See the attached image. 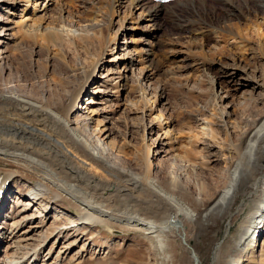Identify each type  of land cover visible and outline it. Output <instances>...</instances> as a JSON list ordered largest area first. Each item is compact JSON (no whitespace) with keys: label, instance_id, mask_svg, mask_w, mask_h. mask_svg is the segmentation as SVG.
Segmentation results:
<instances>
[{"label":"bare ground","instance_id":"obj_1","mask_svg":"<svg viewBox=\"0 0 264 264\" xmlns=\"http://www.w3.org/2000/svg\"><path fill=\"white\" fill-rule=\"evenodd\" d=\"M60 1L0 0V163L6 166L0 187L8 193L0 203V244L6 240L0 264H63L81 242V252L88 251L100 227L140 233L165 262L188 253V264H204L206 256L211 264H264V68L253 71L242 59L223 64L221 73L236 99L223 106L229 96L216 92L219 122L211 112L198 114V134L181 131L158 108L163 95H151L148 82L155 71H144L156 62L161 16L204 7L206 0H113V12H128L122 22L112 14L108 29L115 31L108 35L101 16L86 24L54 25L48 14ZM216 1L228 3L237 16L262 12L258 28L264 29V0H246L244 10L230 0ZM122 33L139 36L119 41ZM171 40L169 47L175 46ZM66 41L85 53L97 43L98 54L69 66L66 81L54 89L40 84L38 57L30 61L39 76L23 70L33 49L66 63ZM182 49L168 53L176 61H169V68L180 69L182 62L193 66ZM138 113L144 125L140 145L120 137L117 124L121 116L127 120ZM217 127L226 139L218 137ZM207 162L223 165L213 189L189 178L206 170ZM246 212L237 239L230 238ZM225 221V236L217 239ZM212 240H218L213 249ZM82 253L70 262L79 264Z\"/></svg>","mask_w":264,"mask_h":264},{"label":"rangeland","instance_id":"obj_2","mask_svg":"<svg viewBox=\"0 0 264 264\" xmlns=\"http://www.w3.org/2000/svg\"><path fill=\"white\" fill-rule=\"evenodd\" d=\"M230 1L232 4L234 2L233 5L237 10H244V7L242 6H244V1L246 0ZM112 4L113 0H61L57 7H55L52 10V13H49L48 16L52 15L49 19L54 25L56 23L60 25L65 23L67 26L69 21L72 20H76L79 24H86L84 22H87L88 19L101 16L100 18H102L104 22L102 23L104 27L103 34L108 35L110 32L115 31L108 29V25L114 20L112 14L117 16L116 21H118L119 18L120 21L124 17V14H127L128 12V8H122L116 13L117 9L115 8L116 10L114 11V14ZM205 5L204 7H200L199 5L197 7L190 6L184 10H179L175 15H169L166 17L161 16L160 27L162 33L159 36L160 47H158L157 50L156 62L151 68H149L151 70L147 69V71H144L145 74L148 71H155L153 72V77L148 83L151 82L150 87L152 88L151 95L153 96V99L154 96L159 97L161 95L162 97L163 95L161 103H158V108H163V112L169 117V120L173 121V125H175L176 129L181 131H191L197 134L196 119L199 115L202 116L207 114L205 116H208L209 112H211L213 113L211 117L214 115L212 120H215L214 122L216 123L219 122L220 118L218 117L221 116L219 105H221V103H218L219 100L214 95L216 92H222L223 95L229 96V98L225 100L223 106L228 105L231 99H236L232 86L225 80L221 73V66H223V64L242 59L243 62H245V64L253 71H263L262 69L264 68V58H261L264 53V37H261L263 36L264 29L262 28L260 30L258 28V25H263L262 12L252 10L246 13L244 11V15L237 16L239 14L238 12L236 15L230 13L228 3L220 4L216 0H206ZM63 10H67L68 12V14H66L67 20H64L65 17H62ZM18 14L20 15L21 12H18ZM128 17L129 16L127 15L126 18L130 21L134 18L133 16H130L132 18ZM226 24H228L230 28L232 27L231 31H227V29L225 30ZM259 30L262 32V35ZM139 35L133 34L131 36L129 33H122L119 35V41H124L125 37H127V39L130 37L137 39ZM216 38L219 39V43H216ZM169 40H174L173 42L176 41L175 46H177L175 47L173 44V47H169ZM239 40H241L242 43H240ZM65 43L64 48H66L65 53L67 56L64 61H67L66 63L63 61L60 62L61 58L50 60L44 51L33 49L31 52H28V55H26V57L30 58L25 59L23 70L29 74L34 71L38 75V72H36V66L30 61V59L38 57L41 68L39 75L44 76L42 82L40 81V84L54 89L55 84L58 81V85L56 84V86H59V84L66 81L65 77L68 76L69 66L78 65L79 61H84L85 59H87L85 62H88L98 54V51H96L98 49L97 43H94L91 46V50L89 48V51L86 53L83 51L79 52V50L69 41H66ZM220 44L222 45V48ZM216 47L219 49L215 50L214 48ZM171 48L173 50L170 51ZM176 49L179 51H181V49L184 50V55H188L189 59L192 60L191 62L193 66L182 62L178 63L179 65L181 64L182 68L180 69L169 68V66L172 65V62L169 61H173V63H176V61L173 60V58L169 59L166 56L169 55L168 53L173 52ZM110 58L111 57H108V59ZM65 64L68 66H65ZM82 67L86 66L84 65ZM78 75L80 76V74ZM53 76L54 79H51ZM56 76L57 79H55ZM79 76L77 77L80 78ZM52 80L54 82H52ZM140 82L142 83L141 79ZM130 95L133 97L134 93H131ZM216 103L219 105H216ZM127 116V120L125 118L126 115L121 116L122 120L117 123L121 131V135L119 136H127L133 143L140 145L139 143L141 142V137L143 135L144 125L140 122L139 113L136 115L128 114ZM219 129L220 128L217 127V132H220L218 133V137H227L225 131ZM155 133L156 134H153V138L157 137L159 131H156ZM147 137L149 143H151L152 135L147 134ZM220 138L218 139L220 140ZM209 153L211 154V151H209ZM206 164V170L197 173V175L195 174V177L194 175H190L189 178L195 185H202V183L206 182L204 185L212 187L213 189V187H215L213 183L216 182L215 176L223 170V165L209 162ZM5 168L6 166L0 163V171ZM212 177L214 179H212ZM12 195L14 197V194H11L10 198H12ZM68 213L72 214L70 212ZM247 216L248 212L243 214L239 218V221L236 222L235 226L232 227L229 234L230 238L237 239L240 228L238 224H240L242 219ZM227 227L228 221L221 224L217 239L222 240L224 238ZM98 230L100 232L98 233L97 231L95 233V242L92 244L93 246H90L88 251L85 253L81 252L80 248L84 241L81 242L70 250L71 252L68 259L63 264H76L70 262V260L75 257L78 252L79 255H81V253L83 254V258H81L79 264H161L160 262H163V264H188V253H178L176 261L172 263L163 261L161 251L157 250L150 242L143 239V236L139 235L140 233L138 232L125 231L123 234L119 232L111 233L109 230L107 231L104 228L101 229V227ZM200 239V243L203 245V237H200ZM217 242L218 240H212L210 243V245H212L211 249L214 248ZM107 243H109V246L105 247ZM5 244L6 240L0 244L1 256H3L2 251L5 249ZM256 249V254L258 255L260 249L258 247ZM176 250L181 252L178 243H176ZM160 257H162V259ZM182 260L184 262H182ZM204 264H211V259L206 256Z\"/></svg>","mask_w":264,"mask_h":264}]
</instances>
